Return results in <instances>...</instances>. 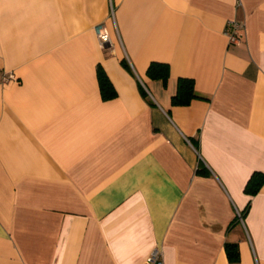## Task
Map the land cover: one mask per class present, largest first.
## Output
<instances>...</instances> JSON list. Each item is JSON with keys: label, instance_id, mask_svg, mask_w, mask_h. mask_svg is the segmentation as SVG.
Instances as JSON below:
<instances>
[{"label": "crops", "instance_id": "1", "mask_svg": "<svg viewBox=\"0 0 264 264\" xmlns=\"http://www.w3.org/2000/svg\"><path fill=\"white\" fill-rule=\"evenodd\" d=\"M8 72L0 264H144L154 248L164 264H264V177L245 192L264 175V0H0Z\"/></svg>", "mask_w": 264, "mask_h": 264}, {"label": "trees", "instance_id": "2", "mask_svg": "<svg viewBox=\"0 0 264 264\" xmlns=\"http://www.w3.org/2000/svg\"><path fill=\"white\" fill-rule=\"evenodd\" d=\"M168 72L167 64L150 62L146 74L152 79H161L164 81L168 76ZM97 81L102 99L108 100L115 96V90L111 82L100 67L97 69ZM195 97L197 95L194 92L193 80L191 78L179 77L177 79L176 93L171 97V103L173 105H186ZM198 172L205 173L203 170H199ZM263 177V174L254 172L245 186V192L250 194L256 193L263 181ZM224 251L229 262L233 263L239 260V251L236 243L226 242L224 244Z\"/></svg>", "mask_w": 264, "mask_h": 264}, {"label": "built area", "instance_id": "3", "mask_svg": "<svg viewBox=\"0 0 264 264\" xmlns=\"http://www.w3.org/2000/svg\"><path fill=\"white\" fill-rule=\"evenodd\" d=\"M243 28H244V23L240 20L232 19L227 21L224 28V34L226 35L229 44L239 43L240 35L241 32L243 31ZM95 33L98 42L102 48H106L107 44L110 45L109 35L102 25L96 26ZM15 80H16L15 74L13 72H8L1 77L0 82L2 84H7ZM144 264H164L161 250L159 248H154L153 250H151Z\"/></svg>", "mask_w": 264, "mask_h": 264}]
</instances>
